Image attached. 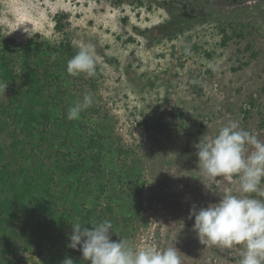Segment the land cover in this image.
I'll return each mask as SVG.
<instances>
[{
	"label": "rangeland",
	"instance_id": "1",
	"mask_svg": "<svg viewBox=\"0 0 264 264\" xmlns=\"http://www.w3.org/2000/svg\"><path fill=\"white\" fill-rule=\"evenodd\" d=\"M0 34L65 48L46 54L66 113L93 95L75 122L104 202L126 219L112 241L175 246L182 264H239L242 245L201 243L193 230V205L243 195L237 176L201 172L195 145L232 121L264 142V0H0ZM82 45L95 52L91 78L66 72Z\"/></svg>",
	"mask_w": 264,
	"mask_h": 264
},
{
	"label": "trees",
	"instance_id": "2",
	"mask_svg": "<svg viewBox=\"0 0 264 264\" xmlns=\"http://www.w3.org/2000/svg\"><path fill=\"white\" fill-rule=\"evenodd\" d=\"M230 40L225 34L222 45ZM49 50L65 48L0 34V83L8 84L0 88V264H63L66 257L90 264L79 246L67 247L72 224L91 228L107 219L117 228L126 220L104 202L103 171L84 156L82 135L67 119Z\"/></svg>",
	"mask_w": 264,
	"mask_h": 264
},
{
	"label": "clouds",
	"instance_id": "3",
	"mask_svg": "<svg viewBox=\"0 0 264 264\" xmlns=\"http://www.w3.org/2000/svg\"><path fill=\"white\" fill-rule=\"evenodd\" d=\"M24 31L28 33L25 29ZM66 72L76 77L91 78L96 74V57L91 45H82L67 61ZM8 84L0 83L6 90ZM94 103L93 95L85 93L67 109V119L75 120ZM198 149L199 168L211 178L237 176L239 191L243 195L226 194L213 204L190 209L195 217L193 230L201 243L224 248L242 245L239 264H264V142L238 122L222 126L214 138H205L195 145ZM250 194H257L260 199ZM111 221L93 222L91 228L79 222L72 224L67 247L82 253L90 264H182L175 246L157 249L137 246L128 239L112 241ZM63 264H74L65 258Z\"/></svg>",
	"mask_w": 264,
	"mask_h": 264
}]
</instances>
